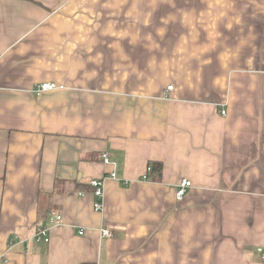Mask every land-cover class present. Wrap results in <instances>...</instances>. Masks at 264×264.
Here are the masks:
<instances>
[{
    "label": "crops",
    "instance_id": "crops-1",
    "mask_svg": "<svg viewBox=\"0 0 264 264\" xmlns=\"http://www.w3.org/2000/svg\"><path fill=\"white\" fill-rule=\"evenodd\" d=\"M105 152L118 179L95 212ZM261 248L264 0H0V264H264Z\"/></svg>",
    "mask_w": 264,
    "mask_h": 264
},
{
    "label": "built area",
    "instance_id": "built-area-1",
    "mask_svg": "<svg viewBox=\"0 0 264 264\" xmlns=\"http://www.w3.org/2000/svg\"><path fill=\"white\" fill-rule=\"evenodd\" d=\"M58 88V85L55 83H42L36 88L37 94H41V92H45L48 90H54ZM173 89V85H169L167 87V91H170ZM223 114L226 115V112L223 111ZM102 161L105 165L112 166L113 168L110 169L108 172L107 176L101 178V179H94L90 181V187L92 188L93 195L95 197V202L93 205L94 211L95 212H102L103 211V206H104V196H105V181L107 179H113L116 180L118 179V175L115 171V166L116 164L111 161L110 156L108 153H103L102 156ZM152 167L148 169L149 172H151ZM146 178V177H145ZM191 187V182L187 180H182L177 191H176V198L178 200H182L184 196L187 193V189ZM83 194V193H81ZM61 217H57L56 222L58 223ZM102 235L105 237H110L111 236V231L105 228H101ZM80 234L83 235L84 231L81 230ZM49 228H41L38 230L37 234L34 236V242L35 244L40 243V242H49ZM262 258L264 259V250L261 248L259 249Z\"/></svg>",
    "mask_w": 264,
    "mask_h": 264
},
{
    "label": "trees",
    "instance_id": "trees-1",
    "mask_svg": "<svg viewBox=\"0 0 264 264\" xmlns=\"http://www.w3.org/2000/svg\"><path fill=\"white\" fill-rule=\"evenodd\" d=\"M153 171H155V173H157L160 176V174L162 172V164L161 163H154Z\"/></svg>",
    "mask_w": 264,
    "mask_h": 264
}]
</instances>
